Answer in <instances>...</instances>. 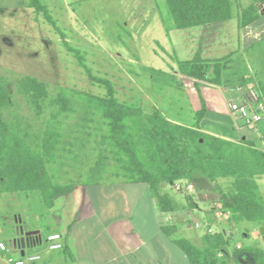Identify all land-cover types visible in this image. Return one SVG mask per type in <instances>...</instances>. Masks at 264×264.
<instances>
[{
  "label": "rangeland",
  "instance_id": "1",
  "mask_svg": "<svg viewBox=\"0 0 264 264\" xmlns=\"http://www.w3.org/2000/svg\"><path fill=\"white\" fill-rule=\"evenodd\" d=\"M252 1L236 0L232 19L170 29L172 21L165 0H42L69 44L83 52L93 72L114 83L121 102L139 105L145 112L158 108L170 120L194 126L204 99L209 110L208 126L235 127L238 141L248 138L257 148L264 149V121L246 125L236 120L230 109L231 102H240L248 84H255L264 92V42L254 57L239 50L237 13L239 7ZM200 49L203 58L211 61L205 80L186 77L179 69L180 61L193 60ZM227 57L230 59L222 83H211L215 61ZM0 69L49 82L53 96L58 86L76 95L106 93L104 86L91 81L75 55L64 46L60 34L30 6V0H0ZM244 77L248 79L246 87L241 86ZM199 84L210 86L209 90L192 92V85ZM52 110L55 108L49 104L48 118L52 117ZM58 119L64 121L65 139L71 143L68 147L72 153L67 152L70 166L66 169L81 182L98 159V141L106 126L99 113L86 114L82 104L73 112H62ZM110 163L107 182L123 181L114 175L115 166ZM187 183L195 188L177 190L175 184H165L161 191L181 203L183 209L178 212L192 223L190 229L178 234L179 238H202L208 212L229 213L222 208V197L230 189L232 179L212 182L197 175ZM259 183L264 197V176ZM49 211L38 190L0 193V240L11 245L14 231L40 228L43 241L31 251L49 249L47 236L56 227ZM146 212L137 216L145 223L143 230L151 225L149 211ZM196 221L201 222L200 227L195 226ZM237 226L231 245L239 241L250 243L243 238L241 227L252 229L253 224L244 221ZM226 228L230 230V225Z\"/></svg>",
  "mask_w": 264,
  "mask_h": 264
},
{
  "label": "trees",
  "instance_id": "2",
  "mask_svg": "<svg viewBox=\"0 0 264 264\" xmlns=\"http://www.w3.org/2000/svg\"><path fill=\"white\" fill-rule=\"evenodd\" d=\"M165 2L172 21L170 29L232 19L236 5V0ZM261 2L264 0H253L239 7L240 28L257 22ZM30 6L60 34L66 49L75 55L91 81L106 88V93L103 96L77 93V96L58 86L53 96L49 82L0 69V193L38 190L46 206L52 208L57 197L72 193L79 183L107 182L112 162L114 175L124 182L149 185L159 212L183 209L173 196L161 191L164 184L188 182L197 175L212 182L231 178V187L222 197V208L232 212L235 222L264 223V197L258 181L264 176V150L248 138L232 141L203 131L201 122L207 112L204 99L194 126L173 122L158 108L145 112L139 105L121 102L114 83L95 74L83 52L69 44L49 7L42 0H30ZM228 59L230 57L215 61L211 83H222ZM210 68L211 61L203 58L201 49L193 60L179 62L183 75L199 80L206 79ZM247 84L248 79L244 77L241 86ZM48 100L55 108L51 111L54 122L47 116ZM79 104L85 105L86 114L99 113L106 126L98 141V159L81 182L73 179L66 169L70 166L67 152L72 153L68 147L71 143L65 139L64 121L58 119L62 112H73ZM194 205L190 203L192 208L196 207ZM163 231L174 236L178 226H165ZM174 242L191 264H229L218 256L229 243L222 232H206L201 246L184 237ZM252 251L257 254L258 264H262L264 251L260 248Z\"/></svg>",
  "mask_w": 264,
  "mask_h": 264
},
{
  "label": "crops",
  "instance_id": "3",
  "mask_svg": "<svg viewBox=\"0 0 264 264\" xmlns=\"http://www.w3.org/2000/svg\"><path fill=\"white\" fill-rule=\"evenodd\" d=\"M259 7L261 16L257 22L242 28L238 24L239 50L243 49L251 57H254V52H258L257 49L264 42V2H261ZM209 87L199 84L198 87L192 85L190 89L194 93H200L202 90H209ZM208 111L207 106V112L201 122L203 131L232 141L239 140L234 135V131L237 132L235 127L208 126ZM146 209L149 211L151 225L143 230L145 223L137 216L147 213ZM49 210L56 224L49 234L61 233L63 248L31 251L42 243L35 238L25 248H19L14 243V239L20 236V231L17 230L14 231L11 245H8L5 239L0 240V243L5 242L9 246V251L0 249V264H10L7 261L8 255H39L32 264H191L174 240L179 238L178 234L183 230L190 229L192 223L178 211L159 212L147 184L124 181L103 182L97 185L79 183L72 193L57 197L55 206ZM226 211L229 213L217 210L206 214L203 235L206 232H222L225 235L229 243L218 256L229 261V264H258L257 254L252 249L260 248L264 251V239L261 234L264 223L247 221L253 224V228L241 227L242 235L251 242L239 241L233 246L231 238L235 234L236 226L244 221L235 222L232 212L227 209ZM197 224L201 226L200 221H196L195 226ZM171 225L178 226V232L174 236H168L163 231V227ZM226 225H230V230ZM32 230L41 233L40 228H29L26 231ZM184 238L191 239L198 246L202 245L200 237Z\"/></svg>",
  "mask_w": 264,
  "mask_h": 264
},
{
  "label": "built area",
  "instance_id": "4",
  "mask_svg": "<svg viewBox=\"0 0 264 264\" xmlns=\"http://www.w3.org/2000/svg\"><path fill=\"white\" fill-rule=\"evenodd\" d=\"M244 89V94L240 102H231L230 109L236 120H242L246 125L255 126L264 121V92L255 84H248ZM177 190L194 189V184L187 181L176 182ZM197 226H200L197 224ZM50 249L63 248V235L61 233H50L47 236ZM0 249L9 251V246L5 242L0 243ZM39 255H31L28 257H15L8 255L7 261L10 264H32Z\"/></svg>",
  "mask_w": 264,
  "mask_h": 264
},
{
  "label": "water",
  "instance_id": "5",
  "mask_svg": "<svg viewBox=\"0 0 264 264\" xmlns=\"http://www.w3.org/2000/svg\"><path fill=\"white\" fill-rule=\"evenodd\" d=\"M261 234L263 235V239H264V226L261 227ZM33 238H35L39 242H42L43 240V237L40 231L38 230L26 231L22 229L20 231V236L14 239V243L19 248H25V246L30 244V241Z\"/></svg>",
  "mask_w": 264,
  "mask_h": 264
}]
</instances>
